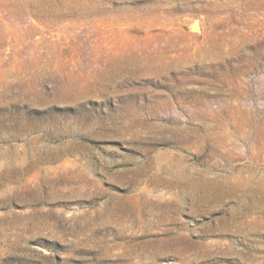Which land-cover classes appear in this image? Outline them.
I'll list each match as a JSON object with an SVG mask.
<instances>
[{"label":"rangeland","instance_id":"1","mask_svg":"<svg viewBox=\"0 0 264 264\" xmlns=\"http://www.w3.org/2000/svg\"><path fill=\"white\" fill-rule=\"evenodd\" d=\"M35 2L0 0V264H264V0Z\"/></svg>","mask_w":264,"mask_h":264},{"label":"bare ground","instance_id":"2","mask_svg":"<svg viewBox=\"0 0 264 264\" xmlns=\"http://www.w3.org/2000/svg\"><path fill=\"white\" fill-rule=\"evenodd\" d=\"M35 5V8H36V14L41 18V19H48V20H52V21H57V20H60V19H64L65 16H67V14H74V13H84V15H86V12L88 13V11H96V7H92V6H88L86 5V0H36V2L34 3ZM34 8V9H35ZM35 11V10H34ZM64 13H66V15H64ZM50 16V17H48ZM48 17V18H47ZM71 51V50H70ZM73 51V50H72ZM56 53V52H55ZM71 54V53H69ZM54 56H56V63L60 66V67H64L66 64H67V59H68V55L65 54L64 52H58L56 53V55L54 54ZM78 56V55H77ZM69 61V60H68ZM40 61H38L39 63ZM71 62V61H70ZM69 62V63H70ZM36 63V62H35ZM74 63V60L72 62V64ZM76 65V64H74ZM51 67V66H50ZM66 68V67H65ZM36 126V125H35ZM19 129V128H18ZM220 145H223V142L221 141V144ZM20 157V156H19ZM16 158H18V156H16ZM22 160H23V157H22ZM15 162V160H14ZM17 163L15 165V169H11L10 167V170H7L6 173H17L19 172L20 175L23 174L24 175H27L29 174L28 171L30 169H32L35 165L31 163H28V164H24L23 161L19 160L18 162H15ZM14 165V163H13ZM12 165V167H13ZM8 167V166H7ZM4 168V167H2ZM1 168V169H2ZM8 168V169H9ZM3 170V169H2ZM1 175V174H0ZM9 175V174H8ZM11 175V174H10ZM18 175V174H17ZM20 177V176H19ZM9 179V177H7ZM22 178V176H21ZM13 179V178H11ZM10 179V180H11ZM203 179V178H202ZM206 178H204L203 181H201L200 183H196V189L199 188L201 185H204L205 188L207 189H211V188H216L217 189V181H210V180H205ZM16 180V179H15ZM21 180V179H20ZM19 180V181H20ZM42 178H38V173L37 174H33V176H29V178H25L23 180H21L17 186H15V189L17 192H33L34 190L37 189L38 185H40L41 183H43V180ZM192 180V179H191ZM254 180V179H253ZM251 180V178H246V179H242V181L240 182V185H242L243 187V190L244 188H247L249 187L248 185L251 184V182L253 181ZM14 181V180H12ZM11 181V182H12ZM47 181V180H46ZM16 182V181H15ZM193 182V181H192ZM225 182V181H224ZM4 183V182H3ZM46 183V182H45ZM254 183V181H253ZM221 184V183H220ZM218 184V185H220ZM232 184V183H231ZM237 184V183H236ZM9 185V184H7ZM43 185V184H41ZM221 185H224V184H221ZM239 185V184H238ZM255 185V183H254ZM1 186V185H0ZM252 186V185H251ZM4 187V186H3ZM2 187V188H3ZM7 187V186H6ZM0 188V189H2ZM13 188V187H12ZM195 188V187H194ZM223 188V187H222ZM232 188V187H231ZM229 188V189H231ZM240 188V187H238ZM254 188V187H253ZM14 189V190H15ZM219 189V188H218ZM241 189V188H240ZM7 192V189H5ZM214 190V189H213ZM212 190V191H213ZM222 191V189H220ZM227 190V189H225ZM251 191V190H250ZM253 193L257 194V191L261 192V196H263L264 198V178L262 180H259V182H256V187H255V190H252ZM219 192V191H217ZM230 192V191H229ZM3 193V192H2ZM35 193V191H34ZM215 193V192H214ZM40 194V193H39ZM251 194V193H250ZM252 195V194H251ZM208 196V195H207ZM5 197V196H4ZM211 198L213 196H210ZM216 197V196H215ZM256 195L253 197L252 195V199L255 198ZM3 198V197H2ZM209 198V197H208ZM210 198V199H211ZM217 198V197H216ZM215 198V199H216ZM1 199V198H0ZM260 199V198H259ZM23 200V199H22ZM34 200V199H33ZM32 200V201H33ZM264 200V199H262ZM1 201V200H0ZM258 201V200H257ZM3 202V201H2ZM1 202V203H2ZM24 202V201H22ZM201 202V201H200ZM251 203V202H250ZM258 204H260L259 206L261 207L263 203V201H261L260 199V202H257ZM257 204V205H258ZM255 205V204H254ZM246 206V205H245ZM258 206V207H259ZM264 206V205H263ZM256 207V206H255ZM263 209V208H261ZM242 210V209H241ZM244 210V209H243ZM264 210V209H263ZM38 211V210H37ZM242 215V214H241ZM243 222V221H242ZM241 222V223H242ZM246 224V223H245ZM178 234V233H177ZM175 239V238H174ZM177 239V238H176ZM176 241V240H175ZM176 244V243H175ZM187 249V248H185ZM189 249V248H188Z\"/></svg>","mask_w":264,"mask_h":264}]
</instances>
